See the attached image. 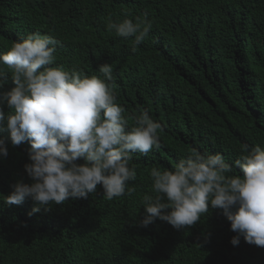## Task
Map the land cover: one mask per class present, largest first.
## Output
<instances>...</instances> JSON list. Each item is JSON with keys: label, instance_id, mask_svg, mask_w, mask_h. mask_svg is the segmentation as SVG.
I'll use <instances>...</instances> for the list:
<instances>
[{"label": "trees", "instance_id": "trees-1", "mask_svg": "<svg viewBox=\"0 0 264 264\" xmlns=\"http://www.w3.org/2000/svg\"><path fill=\"white\" fill-rule=\"evenodd\" d=\"M125 17L152 23L135 48L107 28ZM33 33L60 41L51 67L92 76L111 64L128 126L149 110L163 129L161 147L132 155V195L108 200L98 185L87 199L32 213L31 198L3 200L17 181H33L24 169L30 145L13 146L0 125L8 151L0 157V264H264V248L230 243L222 209L210 206L180 230L138 224L153 165L170 169L193 149L231 164L245 145L264 147V0H0V53ZM13 87L9 73L0 92Z\"/></svg>", "mask_w": 264, "mask_h": 264}, {"label": "clouds", "instance_id": "clouds-1", "mask_svg": "<svg viewBox=\"0 0 264 264\" xmlns=\"http://www.w3.org/2000/svg\"><path fill=\"white\" fill-rule=\"evenodd\" d=\"M107 28L131 38L135 48L148 36L152 23L125 17L110 21ZM59 43L51 35L33 33L0 53V89L9 73L15 85L0 92V125H6L13 146L30 145V163L24 169L33 181H17L3 200L20 205L31 198L38 205L32 213L41 207L48 211L50 204L69 198L87 199L98 185L108 200L132 195L135 188L128 182L137 178L132 155L161 147L163 129L149 110H139L133 126H128L113 91L111 64L99 65L100 75L92 76L75 67H51ZM243 151L247 154L231 164L220 152L193 149L170 169L153 165L151 193L143 195L139 226L147 228L160 220L180 230L196 225L211 206L222 209L230 222L233 246L243 238L264 248V147L245 145ZM7 155L6 141L0 138V157Z\"/></svg>", "mask_w": 264, "mask_h": 264}]
</instances>
